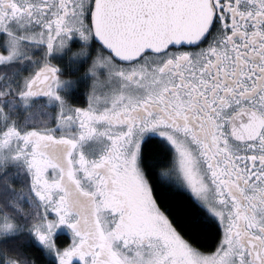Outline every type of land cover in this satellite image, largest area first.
I'll list each match as a JSON object with an SVG mask.
<instances>
[{"label":"snow or ice","instance_id":"1","mask_svg":"<svg viewBox=\"0 0 264 264\" xmlns=\"http://www.w3.org/2000/svg\"><path fill=\"white\" fill-rule=\"evenodd\" d=\"M0 66V264H264V0H0Z\"/></svg>","mask_w":264,"mask_h":264},{"label":"trees","instance_id":"2","mask_svg":"<svg viewBox=\"0 0 264 264\" xmlns=\"http://www.w3.org/2000/svg\"><path fill=\"white\" fill-rule=\"evenodd\" d=\"M6 71H7L6 69H4L2 66H0V73H4ZM80 75L81 74L77 75L78 79H79ZM81 84H79V86H78L79 88L77 89L79 96L81 95L82 89H83ZM171 199L179 200L182 198L179 196H173V197H171ZM214 238H215V233L213 230L210 229L208 231L207 236L204 238L203 242L204 243H211L214 240ZM25 251L29 254L30 258H33L37 261V264H48L47 259L38 250L33 249V248H25Z\"/></svg>","mask_w":264,"mask_h":264},{"label":"flooded vegetation","instance_id":"3","mask_svg":"<svg viewBox=\"0 0 264 264\" xmlns=\"http://www.w3.org/2000/svg\"><path fill=\"white\" fill-rule=\"evenodd\" d=\"M77 47H78L77 45H73V50L75 51ZM68 59H69L68 57H64V59L61 61L62 63L65 64V76H64V78L65 79L78 80L77 75L81 74L83 72V68L80 69V72L74 71L72 65L70 63H68ZM81 86L83 87V89H82V93H81L80 97H82V95H83L85 85L82 83ZM78 88L79 87H77L74 90V92L76 93V95L79 96L78 91H77Z\"/></svg>","mask_w":264,"mask_h":264}]
</instances>
